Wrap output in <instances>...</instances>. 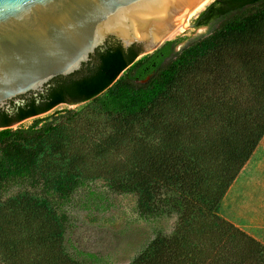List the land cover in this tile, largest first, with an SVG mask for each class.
I'll use <instances>...</instances> for the list:
<instances>
[{
    "label": "trees",
    "instance_id": "trees-1",
    "mask_svg": "<svg viewBox=\"0 0 264 264\" xmlns=\"http://www.w3.org/2000/svg\"><path fill=\"white\" fill-rule=\"evenodd\" d=\"M191 27L207 30L138 59L140 47L109 39L79 70L0 109V251L7 264H88L65 247V214L28 191L3 194L10 183L36 178L58 136L53 115L12 125L101 94L113 112V134L103 142L117 138L130 147L111 189L134 194L141 218L176 216L172 231L157 232L128 264H264V244L218 212L264 135V0H213ZM49 182L61 198L79 186L73 170Z\"/></svg>",
    "mask_w": 264,
    "mask_h": 264
},
{
    "label": "rangeland",
    "instance_id": "rangeland-1",
    "mask_svg": "<svg viewBox=\"0 0 264 264\" xmlns=\"http://www.w3.org/2000/svg\"><path fill=\"white\" fill-rule=\"evenodd\" d=\"M206 30L188 26L175 38H193ZM102 97L103 94L78 104H59L12 125L25 127L37 117L53 115L58 136L51 137V148L40 157L36 178L10 183L3 198L26 191L37 199L45 198L53 210L67 216L65 247L73 256L88 264H128L157 232L172 231L176 216L141 218L134 194L111 189L110 182L120 164L127 162L130 147L117 138L109 140L110 144L103 142L106 136L112 137L113 112L102 106ZM68 110L71 112H65ZM69 170L78 175L79 186L69 197L61 198L51 189L49 180ZM242 179L239 175L234 184L236 199L241 196ZM0 264H7L2 250Z\"/></svg>",
    "mask_w": 264,
    "mask_h": 264
},
{
    "label": "water",
    "instance_id": "water-1",
    "mask_svg": "<svg viewBox=\"0 0 264 264\" xmlns=\"http://www.w3.org/2000/svg\"><path fill=\"white\" fill-rule=\"evenodd\" d=\"M204 1L0 0V109L79 70L111 38L140 47L136 59L152 53Z\"/></svg>",
    "mask_w": 264,
    "mask_h": 264
},
{
    "label": "crops",
    "instance_id": "crops-1",
    "mask_svg": "<svg viewBox=\"0 0 264 264\" xmlns=\"http://www.w3.org/2000/svg\"><path fill=\"white\" fill-rule=\"evenodd\" d=\"M239 175L243 177L240 181L241 196L236 199L233 188ZM238 176L221 199L218 212L264 244V135Z\"/></svg>",
    "mask_w": 264,
    "mask_h": 264
},
{
    "label": "bare ground",
    "instance_id": "bare-ground-1",
    "mask_svg": "<svg viewBox=\"0 0 264 264\" xmlns=\"http://www.w3.org/2000/svg\"><path fill=\"white\" fill-rule=\"evenodd\" d=\"M211 0H205L200 6H198L195 10H193L187 17L183 18L180 22H178L175 26V28L171 31V33L166 37L168 38H174L176 37L178 34H180L181 32H183L187 26H188V22L189 20L198 12L200 11L204 5H206V3H208ZM165 39V38H164ZM163 39H161L160 41H162Z\"/></svg>",
    "mask_w": 264,
    "mask_h": 264
},
{
    "label": "flooded vegetation",
    "instance_id": "flooded-vegetation-1",
    "mask_svg": "<svg viewBox=\"0 0 264 264\" xmlns=\"http://www.w3.org/2000/svg\"><path fill=\"white\" fill-rule=\"evenodd\" d=\"M112 39V38H111ZM94 55V54H93ZM90 60H92V56H91V59ZM89 60V61H90ZM30 95H32V93H29V94H27V95H22V96H20L19 97V102H16L15 100H10L9 101V108L12 106V105H18V104H21V103H23V101L25 100V98H27L28 96H30ZM59 104H66V103H59ZM59 104H57V105H59ZM56 105V106H57Z\"/></svg>",
    "mask_w": 264,
    "mask_h": 264
}]
</instances>
